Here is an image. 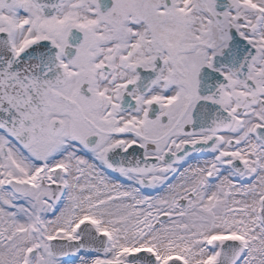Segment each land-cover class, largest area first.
Masks as SVG:
<instances>
[{
    "label": "snow or ice",
    "instance_id": "obj_1",
    "mask_svg": "<svg viewBox=\"0 0 264 264\" xmlns=\"http://www.w3.org/2000/svg\"><path fill=\"white\" fill-rule=\"evenodd\" d=\"M0 264H264V0H0Z\"/></svg>",
    "mask_w": 264,
    "mask_h": 264
}]
</instances>
